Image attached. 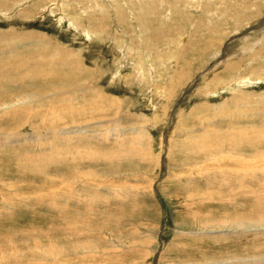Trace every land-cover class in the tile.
<instances>
[{
    "label": "rangeland",
    "instance_id": "374dc122",
    "mask_svg": "<svg viewBox=\"0 0 264 264\" xmlns=\"http://www.w3.org/2000/svg\"><path fill=\"white\" fill-rule=\"evenodd\" d=\"M0 31L11 34L0 39L8 79L41 70L65 90L97 88L62 106L35 87L40 101L0 110V264L264 256V163L257 180L244 176L246 189L232 187L242 173L230 163L264 162V0H0ZM30 32L73 52L72 65H55ZM9 61L24 63L18 74ZM33 81L23 83L29 95ZM98 93L104 114L67 116ZM117 117L114 136L107 121ZM80 127L85 139L62 136ZM17 130L38 138L4 140Z\"/></svg>",
    "mask_w": 264,
    "mask_h": 264
},
{
    "label": "bare ground",
    "instance_id": "6f19581e",
    "mask_svg": "<svg viewBox=\"0 0 264 264\" xmlns=\"http://www.w3.org/2000/svg\"><path fill=\"white\" fill-rule=\"evenodd\" d=\"M123 2V1H122ZM22 4V3H21ZM80 5V4H79ZM192 5V4H191ZM83 10V9H82ZM130 11V10H129ZM16 13V12H15ZM63 17V16H62ZM123 17V16H122ZM131 17V16H130ZM125 20V19H124ZM72 25H73V23H71ZM75 27L77 26V25H74ZM73 26V27H74ZM79 26V25H78ZM82 28V27H81ZM81 28H79V27H77V29L79 30V29H81ZM85 30V29H84ZM90 30V29H89ZM12 32V31H11ZM9 33V32H8ZM38 32H30V33H26V34H23L22 36H24V37H27V38H31L30 40L31 41H35V40H37L38 42H40V41H42L43 40V42H45V45H46V47L49 49V50H52L53 52H55V54L54 55H57V60H55L54 62H55V65L56 64H58V63H61L62 62V64H65V66L67 65V66H71L72 64H71V62H72V59L73 60H75L74 59V53L73 52H71L70 50H68V49H66V48H63V47H61V46H57V45H55V46H53L52 45V43H51V41H49V38H47V36L45 37L44 35H42V34H37ZM88 33H89V31H88ZM87 33V34H88ZM16 35V34H15ZM89 35V34H88ZM11 36V34H7V33H4V32H1L0 31V39H2V40H4V41H6V39H9V37ZM17 36V35H16ZM90 36V35H89ZM15 39V38H14ZM59 45V44H58ZM65 47V46H64ZM46 49V48H45ZM154 50V49H153ZM42 56H44V55H42ZM41 57V56H40ZM63 57H64V59H63ZM46 58V57H45ZM66 58V59H65ZM31 59V58H30ZM68 59V60H67ZM14 60V59H13ZM18 62L20 61V62H23V61H21V60H17ZM46 61V60H45ZM14 62H16V60H14ZM27 62V61H26ZM74 62V61H73ZM11 61H9V63L7 64L8 66H10L11 68H12V66L14 67L13 69L15 70L14 72H15V74H18V71L16 70L18 67H21L22 65H24V63H18V64H16V65H12L11 66ZM37 63H40V62H36V64ZM2 64V63H1ZM3 65V64H2ZM4 65H5V63H4ZM7 65H5V66H7ZM9 67V68H10ZM15 67H17V68H15ZM8 68V69H9ZM4 69H5V67H1V65H0V78H2V85L1 86H3V87H8V89L6 90V91H4V93H1L0 94V110L2 109V110H4L5 112H4V115H9L7 112H6V110L7 109H11L12 107H14V106H18L19 107V105L21 106L22 104H24V105H26L27 106V104H28V100H30V99H36L37 101H40L41 100V98H40V96H38L39 94H38V92L37 91H34L35 89V87L38 89H42V91H47L48 90V93L47 94H50V95H48L49 97H48V99L51 101L52 100V104L54 103L53 102V100L54 99H56V98H58V100L60 101V105L62 104V106H63V104H66L67 103V101H69V99H70V97H72V95L71 94H73V93H75V92H77V91H80V92H90V93H94V94H96L97 92H96V89L97 88H94V87H92V86H90V83L88 84H86V83H84V84H81V86L77 89L76 87H75V89L73 90H65L63 87H62V85L61 84H57V82H56V79H42L43 77V72L40 70V71H37V74H38V76H40V79H12V75H10L9 76V78L10 79H8L7 77H6V73L4 72ZM142 70V69H141ZM36 71V70H35ZM30 72V71H29ZM23 73V72H22ZM54 73V72H53ZM62 73V72H61ZM10 74H12V73H10ZM54 74H56V73H54ZM45 75V74H44ZM46 75H47V73H46ZM50 75V74H49ZM59 74H57V76H58ZM29 76H30V74H29ZM56 76V75H55ZM60 76V75H59ZM26 77V76H25ZM46 77V76H45ZM51 77V76H50ZM32 78V77H31ZM34 78H36V77H34ZM62 78V77H61ZM27 80H29V83H30V81H33V84L34 83H36L35 81H37V80H39V82L37 81V85H35V86H32V88H33V91H32V93H31V95H29V93L28 92H25V91H27L28 90V88H30V85L29 86H26L25 84H23V83H25ZM41 80V81H40ZM60 80V79H59ZM25 81V82H24ZM88 81V80H87ZM90 81V80H89ZM70 82H72V83H77V82H79V81H77L76 79H70ZM40 85H39V84ZM54 83V84H53ZM30 84H32V83H30ZM28 85V84H27ZM77 85H79V84H77ZM94 85V84H93ZM14 86H16V88H14ZM52 86H55V87H52ZM60 86V88H61V90H59V87ZM43 87V88H42ZM2 88V87H1ZM20 91L21 92H25V93H28V94H25V97L27 98V101H25V98L24 99H21L22 97L20 96L21 94H20ZM49 91H51V92H49ZM18 92H19V96L21 97L20 99H17V96H18ZM38 94V95H37ZM85 94V93H84ZM93 94V95H94ZM34 95H36V96H34ZM89 95V94H88ZM101 93H98L97 94V97L98 98H93L92 100H90V102L89 103H85L86 104V106H87V108L86 109H84L83 111H76L73 107L72 108H70L69 109V107H67L69 110L67 111V116L69 115V116H76L77 115V113H79L78 115H81V116H84V115H86V116H90V117H92V115H91V113L94 115L95 113H103L104 112V109H102V105H101V103H99V99L101 98ZM74 97V96H73ZM19 98V97H18ZM43 98V97H42ZM46 98V97H45ZM112 100V99H111ZM34 101V100H33ZM36 101V103H38ZM102 101V100H101ZM57 103V102H56ZM111 104V103H110ZM115 104V103H114ZM113 104V105H114ZM112 105V106H113ZM55 106H56V104H55ZM107 106V105H106ZM89 107V108H88ZM118 107V106H117ZM114 108V106L112 107V109ZM122 109V108H121ZM88 110H90V111H88ZM107 112H108V110H106ZM88 112H90V113H88ZM104 114V113H103ZM99 115V114H98ZM102 115V114H101ZM95 116V115H94ZM96 116H97V114H96ZM51 117V116H50ZM56 119V118H55ZM54 119V120H55ZM119 118L117 117V118H113V119H110V120H108L107 122H108V124L109 125H111L110 126V128H109V130L108 131H110L111 132V134L112 135H116L117 134V132L118 131H120V127L118 128V127H115V125H114V123L115 124H117L118 123V120ZM51 120V119H50ZM49 120V121H50ZM57 120H58V118H57ZM106 120V119H105ZM62 123V122H61ZM93 123V122H92ZM103 123H105V122H103V120H99V122H98V124H102L103 125ZM51 124V123H50ZM100 126V125H99ZM66 128V127H65ZM226 129V128H225ZM142 130V129H141ZM141 130H139V131H141ZM73 131V132H72ZM72 131H68V132H66V131H64V132H62V136L63 137H66L67 138V140H69L71 137H77L78 135H80V134H84V133H86L87 131L84 129V127H80V128H78V129H75V130H72ZM133 131V130H132ZM212 131V130H211ZM217 131V130H216ZM230 131V130H229ZM236 131V130H235ZM234 131V132H235ZM244 131V130H243ZM21 131L20 130H17V131H15V132H13V133H11L10 134V136H7V137H5L6 139H4V140H6L8 143H18V144H20V142H22V141H26V140H32V139H35V138H38V132H36L35 134H33L31 137H29V135L28 136H26L25 134L24 135H22L21 133H20ZM137 132H138V130H137ZM142 132V131H141ZM242 132V131H241ZM60 133H61V131H60ZM127 133V132H126ZM228 133V132H227ZM238 133V132H237ZM245 133V132H244ZM65 134V135H64ZM121 134V133H120ZM130 134V133H129ZM128 134V135H129ZM131 134H132V132H131ZM138 134V133H137ZM241 134V133H240ZM125 135V134H124ZM123 135V136H124ZM133 135V134H132ZM213 135V134H212ZM215 135V134H214ZM232 135V134H231ZM243 135V134H242ZM118 136H119V134H118ZM137 136V135H136ZM227 137H228V135H226ZM233 136H235V135H233ZM244 136V135H243ZM245 136H246V134H245ZM263 136V135H262ZM201 137H202V135H201ZM224 137H225V135H224ZM224 137H222V138H224ZM227 137H226V139H227ZM236 137H237V135H236ZM250 137V136H249ZM58 138H59V136H58ZM79 138H83V139H85V135H80L79 136ZM116 138H118V137H116ZM127 138V137H126ZM200 138V137H199ZM213 138V137H212ZM211 138V139H212ZM235 138V137H234ZM245 138V137H244ZM49 139H51L52 140V138H49ZM64 140H65V138H63ZM214 139H216V138H213L212 140H214ZM237 139L238 138H236V141H237ZM61 140V139H60ZM196 140V139H195ZM217 140V139H216ZM216 140H215V142H216ZM223 140V139H222ZM224 140H225V138H224ZM229 140H231V139H229ZM125 141V140H124ZM130 141V140H129ZM134 141V140H133ZM219 141V143H220V140H218ZM234 141V140H233ZM241 140H239V142H240ZM5 142V141H4ZM57 142H59V140L57 141ZM69 142V141H68ZM244 142V141H243ZM115 143V142H114ZM131 143H132V141H131ZM131 143H129V144H131ZM231 143V142H230ZM229 143V144H230ZM256 143V142H255ZM26 144V143H25ZM125 144V143H124ZM232 144H233V142H232ZM236 144V143H235ZM254 144V143H253ZM258 144V143H257ZM7 145V144H6ZM132 145V144H131ZM214 145V144H213ZM234 145V144H233ZM240 145V144H239ZM259 145V144H258ZM257 145V146H258ZM44 146V145H43ZM62 146V145H61ZM128 146V145H127ZM138 146V145H137ZM195 146H197V145H195ZM230 146H231V144H230ZM236 146V145H235ZM255 146V145H254ZM45 147V146H44ZM49 147H51V146H49ZM74 147V146H73ZM117 147H119V146H117ZM121 147V146H120ZM122 147H124V146H122ZM121 147V148H122ZM134 147H136V146H134ZM233 147V146H232ZM237 147H238V144H237ZM256 147V146H255ZM125 148V147H124ZM204 148V147H203ZM48 149V148H47ZM61 149H63V148H61ZM69 149V148H68ZM138 149V148H137ZM129 150V149H128ZM135 150V149H134ZM200 150V149H199ZM54 151H56V149L54 150ZM58 151V150H57ZM125 150H123V152H124ZM201 151V150H200ZM214 151V150H213ZM60 152H61V150H60ZM131 152V151H130ZM137 152H140V151H137ZM213 152H211V154H212ZM59 154H61V153H59ZM131 155V154H130ZM210 155V154H209ZM259 155V154H258ZM257 155V156H258ZM127 156V155H126ZM132 156V155H131ZM111 157H112V155H111ZM215 157V156H214ZM231 157H229V159H230ZM250 158V157H249ZM253 158V157H252ZM51 157H49V158H47V161H51ZM93 159H95V158H93ZM101 159V158H100ZM105 159V158H104ZM212 160H214L213 158H212ZM227 160V159H226ZM225 160V161H226ZM43 161H44V159H43ZM42 161V162H43ZM46 161V162H47ZM228 161V160H227ZM46 162H43L44 163V165H49V162H48V164L46 163ZM229 162V161H228ZM230 163L231 164H233L234 165V167H232V175L233 176H235L236 174L237 175H239V174H241L240 175V178H241V180H238V183H232V187L233 188H238L237 187V185H240L241 186V189H246V186L245 185H243L244 183L242 182V180L244 179V176L245 175H248V174H251V176H253V177H251L250 179H248V181H250V180H257V176L256 175H261L260 173L261 172H263V171H259V169H261V167L259 168L258 167V163H264L263 162V159H261L260 161H253V162H250V160H245V159H242L241 157L240 158H236V159H231L230 160ZM229 163V164H230ZM84 165V164H83ZM264 165V164H263ZM261 166V165H260ZM44 167H46V166H44ZM71 167V166H70ZM263 167V166H262ZM230 168V167H229ZM264 168V167H263ZM223 170V169H222ZM76 171V170H75ZM227 171V170H226ZM79 172V171H78ZM218 172V171H217ZM224 172V171H223ZM228 172V171H227ZM260 172V173H259ZM81 173V172H80ZM79 174V173H78ZM221 174H222V172H221ZM224 174V173H223ZM218 175V174H217ZM220 175V174H219ZM219 175H218V177H219ZM262 175H264V174H262ZM261 175V176H262ZM222 176V175H221ZM255 176H256V178H255ZM226 177V176H225ZM224 177V178H225ZM250 177V176H249ZM223 178V179H224ZM228 178V177H227ZM231 178V177H230ZM235 178H236V176H235ZM222 179V180H223ZM226 180H228V179H226ZM259 180V179H258ZM230 181V180H229ZM245 182V181H244ZM251 182V181H250ZM191 183V182H190ZM227 183V182H226ZM248 183V182H247ZM246 183V184H247ZM252 183V182H251ZM229 187H231V186H229ZM247 187H249V186H247ZM221 192V191H220ZM223 192V191H222ZM245 193V192H244ZM55 195H57L56 193H55ZM241 195V194H240ZM58 196V195H57ZM66 196V195H65ZM70 196V195H69ZM68 196V197H69ZM225 197V196H224ZM236 197V196H235ZM245 198V197H244ZM256 198H258V197H256ZM63 199V198H62ZM263 200H264V198H262ZM261 199V200H262ZM63 201V200H62ZM258 201V200H257ZM67 202V201H66ZM80 202V201H79ZM224 202V201H223ZM262 202V201H261ZM260 202V203H261ZM77 203V202H76ZM66 204V203H65ZM67 205V204H66ZM91 205V204H90ZM262 206V205H261ZM260 206V207H261ZM88 207V206H87ZM256 209V208H255ZM258 210V209H257ZM260 216H262V215H260ZM240 217V216H239ZM263 217H264V215H263ZM237 218V217H236ZM244 218H247L246 216L244 217ZM260 218V217H259ZM258 218V219H259ZM249 219H250V217H249ZM261 219H263V218H261ZM226 220V219H225ZM237 220H239V219H237ZM242 220V219H241ZM255 220V219H254ZM228 220H226V222H227ZM234 221H236L235 219H234ZM248 221V220H247ZM256 221H257V219H256ZM258 221H260V220H258ZM224 222V221H223ZM222 222V223H223ZM244 222H245V220H244ZM249 222V221H248ZM251 222V221H250ZM250 222L248 223V224H250ZM264 222V221H263ZM235 223V222H234ZM241 223V222H240ZM253 223H255V225H256V223L257 222H253ZM258 223H260V222H258ZM235 224H237V223H235ZM264 224V223H263ZM239 225V224H238ZM241 226H242V223H241ZM245 226V225H244ZM246 226H247V224H246ZM248 226H250V225H248ZM257 226H258V224L256 225V229H257ZM263 226V225H262ZM227 227V226H226ZM251 227V226H250ZM250 227H248L249 229H250ZM252 227L254 228V226L252 225ZM264 227V226H263ZM237 228H238V226H237ZM240 228H242V227H240ZM255 228H254V230H255ZM259 228H260V225H259ZM232 230V229H231ZM259 230V229H258ZM204 234V233H203ZM79 244H76L75 246H73V247H77ZM80 245H82V244H80ZM80 245H79V248H80ZM46 247V246H45ZM68 247V246H67ZM53 252V251H52ZM56 253V252H55ZM23 255V254H22ZM6 256V255H5ZM27 256V255H26ZM49 256V255H48ZM47 256V257H48ZM241 257V256H240ZM247 256H245V257H242V258H239L238 256L237 257H232V258H224V259H220V260H215L214 261V259H213V261H211V264H259V263H264V256L263 257H260L259 255L258 256H251L252 258L250 259V257L248 256L247 258H246ZM211 260V259H210ZM208 261V260H207ZM6 262V261H5ZM187 263V262H186ZM191 264V263H190ZM207 264V263H206ZM208 264H210V263H208Z\"/></svg>",
    "mask_w": 264,
    "mask_h": 264
}]
</instances>
